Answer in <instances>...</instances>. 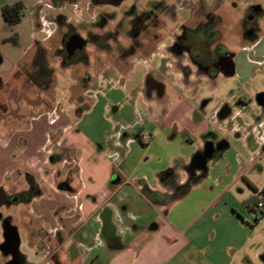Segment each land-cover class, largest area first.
<instances>
[{
  "label": "crops",
  "instance_id": "0c3cea01",
  "mask_svg": "<svg viewBox=\"0 0 264 264\" xmlns=\"http://www.w3.org/2000/svg\"><path fill=\"white\" fill-rule=\"evenodd\" d=\"M42 2L37 0L31 5ZM31 15L30 8L22 19L30 18L27 29H19L21 21L7 30L5 17L0 24V87L11 81V75L12 80L19 78L15 71L26 65V57L31 52L34 56L45 38L42 22L36 27ZM247 45L243 47L248 48ZM162 85L161 102L156 91L150 99L144 85L138 95L146 99L143 106L161 108L165 119L174 104L168 87ZM52 86L56 85L47 83L45 89L51 90ZM90 87L82 90L72 103L69 99L66 103L67 95L57 97L58 106L54 110V101L50 99L48 103L42 101L50 109H31L19 117L0 116V191L4 198L9 193L13 204L25 205L19 210L23 217L20 224L29 233L30 254L15 246L20 237L19 226L3 225L2 220L1 247L6 242L5 232L12 226L18 229V240L8 250L0 247L1 251L11 250L15 264L22 261L23 264H245L238 253L246 243L247 230L235 217L234 209L231 211L238 201L229 194L232 189L229 182L223 185L218 177L211 175L209 158L217 150L214 142L210 143L211 149L208 145V151L203 152L199 141L209 138L214 127L223 139L220 146L225 148L229 145L227 137L233 133L239 139L243 137L246 145L253 134L255 142L264 144L263 121L245 124L249 130L241 136L244 126L231 125L227 118L231 111L220 115V110L210 118L195 117L189 103V118L184 125L171 122L168 128L165 123H156L158 134L148 137L146 143L150 148L164 134L161 150L165 152L168 144L173 145V138L181 134L185 136H180L182 141L193 146L187 154L191 155L189 159L182 158L181 153L172 154L171 150L166 157L158 155L156 166L139 164L133 172L121 153L124 149L129 152L131 144H136V134L144 136L142 120L121 124L102 139L99 135L86 134L82 125L90 119L95 96L85 98L83 92H88ZM83 104L86 112L80 111ZM22 116L26 117L22 119ZM167 129L174 130L173 137L165 134ZM130 132L135 136H129ZM252 146L248 150L255 153ZM45 148L53 150L49 159L59 192L50 190L33 174V161ZM178 161L181 163L176 165ZM30 179L35 197L27 202L19 201L17 196L29 190ZM1 256L0 264L10 262L11 256L5 261ZM236 256L240 257L238 263Z\"/></svg>",
  "mask_w": 264,
  "mask_h": 264
},
{
  "label": "rangeland",
  "instance_id": "374dc122",
  "mask_svg": "<svg viewBox=\"0 0 264 264\" xmlns=\"http://www.w3.org/2000/svg\"><path fill=\"white\" fill-rule=\"evenodd\" d=\"M15 1L17 0H0V24L4 21L1 4ZM22 1L28 2V11L31 8L33 13L31 16L34 17L33 21L36 27L39 28V23L42 22L41 29L45 31L43 33L45 38L40 41L38 46H42L47 52L48 61L54 68L53 84L56 86H52L51 90L45 89L43 85L39 87L27 79L26 68H23L22 73L16 75L19 77L16 78L17 80H12L13 76L11 75V81L0 87V108L2 109L0 116L19 117L20 113L26 114L31 109H50L49 105L42 102L46 100L48 103L50 99L54 101L52 106V110H54L58 106L57 97L61 98L62 95H67L66 103L75 102L78 94L91 85L88 92H83L85 98L88 95L95 96L93 97L95 103L90 107V119L83 121L82 125L86 134L99 135L102 139L105 133L121 127V124L136 122L138 119H141V123L144 124V136L136 134V144H131L129 152L124 149L121 153L125 156V161L133 172L137 170L139 164L149 168L156 166L158 155L166 157L171 153V150L172 154L181 153L183 154L182 158L189 159L191 155L187 154L192 152L193 146L187 141H182L181 137L185 138V136L181 134L177 138H173V145L168 144L166 150L163 148L165 152L161 150V147L164 146L162 141L164 134L163 136L160 134L155 140L156 143L150 148L146 144L149 141L148 137H155L158 134L156 123H165L168 128L171 126V122H177L180 126L184 125L189 118L187 111L189 103L191 104L189 109L195 117L207 115V118H210L212 114L229 108L232 114L227 118L231 125L242 124L244 126V129L240 130L241 136H244L245 132L249 130L245 124L253 125L260 121L264 123V104L258 102L259 95L264 93V0H123L119 9L110 4H104L102 0H79L78 2H75L76 0L69 2L42 0V3H36L34 6L32 5L37 0ZM205 6L206 9H214L223 15V41L238 54L237 73L233 76L218 74L209 77L201 75L202 73H198L194 66L193 73L185 76L181 72L184 71L183 65L189 63L188 58H177L178 56L175 54H170L160 60L156 56L144 64L135 62L132 69L120 71L117 69L114 72L112 68L115 58L110 55H104V60L100 58L101 52L94 46V40H91L99 31L97 23L93 21L97 19L102 9L119 15L120 23L123 24L127 21L128 16L139 17L142 12H145L143 9L147 8L155 23L163 24L161 34L167 36L173 35L180 26L186 25L187 21L191 23L193 17L205 19L207 16ZM253 7L262 10L258 17V26L246 43L243 40L247 36L244 29L247 22L243 20V16ZM29 19V17L24 19L19 25V29L29 28ZM64 22L70 23L77 32L89 40L87 54L89 61L87 63L72 64L70 68L62 66L56 50L61 48L60 37L67 30V28L63 29ZM190 26L193 25L190 24ZM15 27L6 25L7 30ZM197 37L200 38L201 35L198 34ZM166 42L170 43L168 37ZM240 43L242 46L248 44V48L237 47V44ZM32 53L29 54L30 57H26L27 66H30L33 61ZM148 76L154 78L161 85L167 86L169 96L173 98L174 105H172L174 107L169 109L171 113L165 119L161 114V108L143 106L146 105V99L138 95V90L143 88L142 85ZM62 84L64 87H61ZM68 85H70L68 88L65 87ZM158 95V100L161 102L160 93ZM68 99L69 101H67ZM84 106L83 104V109L80 111L86 112L87 108ZM168 107V105L165 107L166 111ZM152 116H154L153 120L150 119ZM25 117L22 116V119ZM211 128L210 137L200 139L199 144L202 142V151L206 152L208 145L212 141L214 142L217 150L209 158L211 159L209 167L213 169L211 175L218 177L221 184L229 182L232 187L229 194L238 201L236 207H232L231 211L234 209L235 217L241 224H244L247 230L246 243L238 255L243 256L245 264H264V208L261 210L254 204L257 197L260 198L264 193V144L259 141L255 142L253 134L249 136L248 145H246L243 137L239 139L233 133L227 137L229 145L225 148V145L220 146V140H223L219 138L220 133L216 128ZM173 131V129H167L164 132L173 137ZM129 136L134 137L135 135L130 132ZM251 144L253 145L252 149H256L255 153L248 150V146ZM180 163L181 161H178L176 165ZM11 199L9 193H6L5 203L0 209V220L3 225L7 223L19 226L20 237L15 246L20 247L22 253L30 254L27 240L30 236L27 229L20 224L23 217L19 210L25 205H21V202L13 204ZM248 202L252 204L251 208L245 205ZM11 208L12 212L9 211ZM3 240L5 241V239ZM0 256L3 261L11 256L8 264H15V256L11 250L2 252L0 249ZM239 259L240 257L236 256V263L239 262Z\"/></svg>",
  "mask_w": 264,
  "mask_h": 264
},
{
  "label": "flooded vegetation",
  "instance_id": "af4514ba",
  "mask_svg": "<svg viewBox=\"0 0 264 264\" xmlns=\"http://www.w3.org/2000/svg\"><path fill=\"white\" fill-rule=\"evenodd\" d=\"M62 2L74 1V0H61ZM76 0L75 2H78ZM104 4H110L113 7L122 6L123 0H102ZM103 6V5H102ZM104 8V7H103ZM207 16L205 19L193 17V21L186 25L180 26L173 35L161 34L163 30V24H158L151 18V14L147 8L143 9L138 17L128 16L127 21L121 24V18L117 14L112 12H106L104 9L100 11L97 19L93 21L98 25V33L91 40H94V46L101 52L100 58L104 60L105 56H112L115 58L112 71L116 72L117 69L128 70L132 69L136 64L147 63L151 58L156 56L166 58L170 54H175L177 58L187 57L189 63L183 65V75L188 76L193 73V66L198 70L201 75L215 76L222 74L224 76H231L230 71L237 73L238 62L237 52H234L223 41L222 29H223V15L218 11L206 9ZM261 8L257 9L253 7L246 15L243 16V20L247 22V26L244 27L246 38L243 40L246 43L249 41L254 33L255 28L258 26V17L261 13ZM195 16V15H194ZM118 18V20H116ZM191 18V17H190ZM195 18V20H194ZM191 20V19H189ZM93 22H90L93 24ZM195 22V23H193ZM113 23V24H111ZM62 24V22H61ZM193 25V26H190ZM113 25V26H111ZM67 28L66 34L60 37L61 48L56 50V54L61 59V64L64 67H69L72 64L79 65L80 63H87L88 60V45L89 40L83 36L86 40V44L82 49H77L70 56V52L67 50L66 42L73 34H80L74 28V26L64 22L63 29ZM200 34L201 37H197ZM81 35V34H80ZM82 36V35H81ZM170 39V43L166 42V38ZM243 47L237 44V47ZM40 47V46H38ZM116 63V64H115ZM66 68V69H67ZM111 71V70H110ZM232 75V76H233ZM146 89V95L152 98V92L158 94L163 89V85L157 82L154 78L146 77L144 83ZM154 90V91H153ZM258 102L264 104V93H261L258 97ZM229 108L222 109L221 114L230 112ZM211 149V144H209ZM216 148V147H215ZM217 149V148H216Z\"/></svg>",
  "mask_w": 264,
  "mask_h": 264
},
{
  "label": "trees",
  "instance_id": "16d2710c",
  "mask_svg": "<svg viewBox=\"0 0 264 264\" xmlns=\"http://www.w3.org/2000/svg\"><path fill=\"white\" fill-rule=\"evenodd\" d=\"M59 2L62 1L59 0ZM27 12L28 6L26 2L22 0H17L12 3H4L2 5V13L5 17V21L11 26H17L26 16ZM46 53V50L42 46L37 47L36 52H34V56L32 59L33 61L30 63V66L24 65L22 68L17 69L14 74L19 75L22 73L23 68H26L25 74L27 75V79L32 83H36V85H38L39 87H41V85L45 86V84L50 82L54 83V68L49 63ZM34 193L35 191L33 181L30 179L29 190L25 191L24 193H21L17 196V198L19 201H28L35 197ZM259 200L260 198L257 197V199L254 201V204L256 206ZM245 205L250 208L252 206L250 202L245 203Z\"/></svg>",
  "mask_w": 264,
  "mask_h": 264
},
{
  "label": "built area",
  "instance_id": "2783aa9c",
  "mask_svg": "<svg viewBox=\"0 0 264 264\" xmlns=\"http://www.w3.org/2000/svg\"><path fill=\"white\" fill-rule=\"evenodd\" d=\"M42 154L36 158L35 161H33V174L38 177L40 181L43 182L45 186H47L50 190H53L55 192H59L60 189L56 185L55 182V170L52 168L51 162H50V156L53 154V150H50L49 148H45L41 152ZM258 208L261 210L264 208V193L260 197V200L257 204ZM77 208H81V204H77Z\"/></svg>",
  "mask_w": 264,
  "mask_h": 264
},
{
  "label": "water",
  "instance_id": "95a60500",
  "mask_svg": "<svg viewBox=\"0 0 264 264\" xmlns=\"http://www.w3.org/2000/svg\"><path fill=\"white\" fill-rule=\"evenodd\" d=\"M86 44V40L80 34L76 33L73 34L71 37L68 38L66 42V48L70 52V56L74 53L77 49H82ZM229 74H234V71H230ZM4 201V193L0 191V207L2 206ZM18 229L15 226L10 227L5 232L6 242L4 243L2 250H8L12 247L14 241L18 240Z\"/></svg>",
  "mask_w": 264,
  "mask_h": 264
}]
</instances>
